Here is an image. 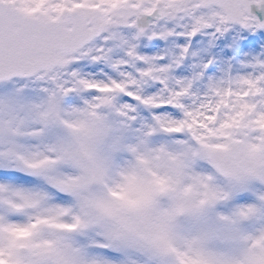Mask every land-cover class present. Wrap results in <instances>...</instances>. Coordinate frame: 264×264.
I'll return each instance as SVG.
<instances>
[{"label": "snow or ice", "instance_id": "1", "mask_svg": "<svg viewBox=\"0 0 264 264\" xmlns=\"http://www.w3.org/2000/svg\"><path fill=\"white\" fill-rule=\"evenodd\" d=\"M230 29L264 0H0V264H264V58L191 60Z\"/></svg>", "mask_w": 264, "mask_h": 264}, {"label": "rangeland", "instance_id": "2", "mask_svg": "<svg viewBox=\"0 0 264 264\" xmlns=\"http://www.w3.org/2000/svg\"><path fill=\"white\" fill-rule=\"evenodd\" d=\"M252 36H256V33L249 31L245 35L244 31L234 29L222 35L202 36L191 60L199 63L212 58L215 71L209 75L216 77L225 76L229 72L233 75L252 72L256 70L255 61L264 58V41L257 42L255 48L248 47L245 43Z\"/></svg>", "mask_w": 264, "mask_h": 264}]
</instances>
